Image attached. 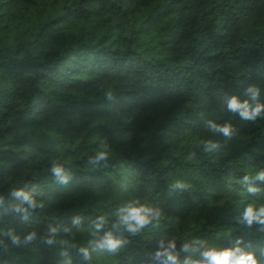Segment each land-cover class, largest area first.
I'll return each mask as SVG.
<instances>
[{
    "label": "trees",
    "instance_id": "16d2710c",
    "mask_svg": "<svg viewBox=\"0 0 264 264\" xmlns=\"http://www.w3.org/2000/svg\"><path fill=\"white\" fill-rule=\"evenodd\" d=\"M233 96L264 104V0H0V264H171L172 241L181 262L264 264V225L243 219L264 206V116ZM129 204L159 223L127 231ZM109 233L117 249L93 250Z\"/></svg>",
    "mask_w": 264,
    "mask_h": 264
},
{
    "label": "clouds",
    "instance_id": "9594fccd",
    "mask_svg": "<svg viewBox=\"0 0 264 264\" xmlns=\"http://www.w3.org/2000/svg\"><path fill=\"white\" fill-rule=\"evenodd\" d=\"M248 93L255 97L257 92L253 88L248 89ZM228 110L232 113H238L239 118L246 121H255L257 117L264 116V104L258 103L254 108L248 103V101L241 102L237 97L233 96L228 103ZM212 130L217 131L220 134L231 137L233 134V128L230 123L223 125H212ZM216 144H211L213 149L216 148ZM107 151H99L94 157L95 160H105L108 157ZM52 171L54 172L56 179L61 183L67 182V176L64 175L63 167L57 162L53 165ZM251 177L245 175L241 183H247ZM255 179L264 181V171H260ZM174 187L185 188V185L182 182H176ZM258 189L255 187H249L248 192L255 193ZM15 195L22 197L23 201L27 202L30 208H35L36 201L30 193L23 191L16 192ZM27 211V209H25ZM121 217V220L124 224L127 225V231L135 234L141 229L146 228L147 226L153 223L155 219L156 223H159L160 212L159 210L153 211L152 208L148 206H133L129 204L126 207H122L117 213ZM243 219L246 221L248 226H251L254 222H259L261 225H264V206H261L258 210L249 204L246 207V210L243 214ZM100 225H97L99 227ZM33 234H30L27 238L32 239ZM18 239V237H16ZM121 241L114 239L109 233L103 240L93 246V250L99 249L101 251L108 250L114 251L117 249ZM195 244H200L203 247L202 241H194ZM176 243L172 241L168 244V247L163 251L157 252V257L164 256L167 261L171 264H259L258 259L253 252H244L241 248H216V247H207L203 251H200L201 259L192 260L191 258L181 262L179 260L178 253L175 252ZM81 252L86 254V258H90V252L88 248H81ZM183 251H189L188 245H185Z\"/></svg>",
    "mask_w": 264,
    "mask_h": 264
}]
</instances>
